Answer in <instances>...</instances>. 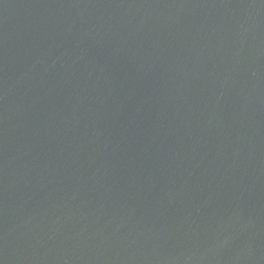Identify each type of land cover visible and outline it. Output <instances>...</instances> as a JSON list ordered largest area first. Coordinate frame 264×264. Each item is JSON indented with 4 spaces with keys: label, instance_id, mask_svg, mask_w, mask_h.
I'll list each match as a JSON object with an SVG mask.
<instances>
[{
    "label": "water",
    "instance_id": "obj_1",
    "mask_svg": "<svg viewBox=\"0 0 264 264\" xmlns=\"http://www.w3.org/2000/svg\"><path fill=\"white\" fill-rule=\"evenodd\" d=\"M0 264H264V0H0Z\"/></svg>",
    "mask_w": 264,
    "mask_h": 264
}]
</instances>
